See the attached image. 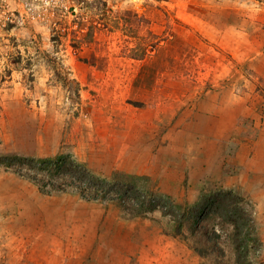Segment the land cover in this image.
I'll return each mask as SVG.
<instances>
[{
  "label": "rangeland",
  "instance_id": "1",
  "mask_svg": "<svg viewBox=\"0 0 264 264\" xmlns=\"http://www.w3.org/2000/svg\"><path fill=\"white\" fill-rule=\"evenodd\" d=\"M151 9L163 18L154 20L156 25L145 17ZM88 26L96 27L92 40L80 41ZM142 48L147 49L143 59L149 54L145 61L130 57V50L140 55ZM141 91L150 93L148 102L136 103ZM194 98L203 107L194 105ZM190 102L196 117L188 116L193 123L185 134L200 133L203 145L211 140L203 130L215 122L217 106L222 123L238 116L241 143L224 149L222 176L173 197L164 186L185 171L190 148L180 141L166 149L160 164L180 161L178 169L147 175L146 160L124 152L111 131H119L120 119L132 117L166 123ZM250 111L255 117L264 112V0H0V155L69 154L98 177L110 181L122 175L169 197L178 209L193 205L203 192H234L256 228L258 248L248 264H264V124L252 121ZM246 143L248 153L241 147ZM20 183L21 194L31 201L19 205ZM21 205V211L35 210L39 218L21 216ZM79 230L86 245L118 248L125 238L134 248L128 264H235L221 231L225 256L202 259L191 242L169 236L173 224L159 211L132 217L116 203L83 201L73 189L42 194L27 179L0 168V264L60 261ZM104 231L106 239L99 236ZM90 258L72 264H89Z\"/></svg>",
  "mask_w": 264,
  "mask_h": 264
},
{
  "label": "trees",
  "instance_id": "2",
  "mask_svg": "<svg viewBox=\"0 0 264 264\" xmlns=\"http://www.w3.org/2000/svg\"><path fill=\"white\" fill-rule=\"evenodd\" d=\"M142 19L145 22V18ZM125 21L130 20L125 18ZM95 28L88 26L80 41L92 40ZM138 53L136 49L129 52L132 59H143L146 50L142 48L141 54ZM0 168L27 179L42 194L73 189L83 201L116 203L132 217L159 211L173 224L169 236L191 242L192 249L202 259L225 256L220 245L222 233L230 245L235 264H248L251 252L258 248L253 219L244 208L242 198L231 191L203 192L193 205L178 209L169 197L143 190L132 179L119 174H114L110 181L98 177L69 154L44 159L0 155Z\"/></svg>",
  "mask_w": 264,
  "mask_h": 264
},
{
  "label": "crops",
  "instance_id": "3",
  "mask_svg": "<svg viewBox=\"0 0 264 264\" xmlns=\"http://www.w3.org/2000/svg\"><path fill=\"white\" fill-rule=\"evenodd\" d=\"M151 12L152 13H150L148 16H145V17L148 18L152 22V24H154V20L159 22V20L163 19L159 11H157L156 9H151ZM146 53H147V49H146ZM148 55L143 59V61H145L146 58H148ZM138 95H140L141 98H137L136 103L137 102L146 103L149 101L150 93H147L146 91L144 92L141 91V93H139ZM193 101H195V103H193L194 105H199V107L200 106L203 107V105H200L202 101H199V100L196 101L195 98L193 99ZM191 104H192L191 102L189 103L188 106L187 104H183V106H185L186 108H184L182 112H176V114H173L172 119L167 120L166 123L164 122L162 123L161 121L155 118L149 121L148 119L149 117L143 118V120H140L137 117H132V118H129L132 120L120 119L119 120V123H120L119 131L118 132L116 130L111 131L112 139L115 137L119 138V142L124 152H127L130 150L134 154L139 155V158L142 157L143 160H146L144 162V166H145L147 175H153V173H155V170L160 171L159 170L160 168L167 169V170H174V171L178 169L177 165L180 163V161L176 165L170 164L169 166H167L166 164L168 160L164 164H160V162L164 158H166L162 155V154H165L163 151H165L166 149L169 150L170 148H173L174 145L176 146L177 144L179 146L180 141L184 142L183 144L187 145V147L190 148V151H188L190 152V154L185 159L186 167L183 168L185 169L186 172L185 171L182 173L176 172L175 179H171L169 177L172 180V182L170 183L171 185L164 186L166 190L165 193L173 197L181 196L184 190H186L183 193V197H184V194L190 193L192 191L191 188L198 186L200 182L202 183L204 181H207L209 180L210 177L215 176L216 179H218L219 176H222L223 158L225 154L224 149L227 148L229 144L237 145L240 142V139H239L240 136L237 130L238 116H234V117L231 116V118H229L230 120L227 121V123L224 120L222 123L223 118H221V114L219 115L221 109L217 108V106H215L214 108L216 111V116H217L214 119L215 122L210 124L209 126L210 129L205 128L203 130V131H207V134L209 137H213L211 138V140H209L206 144L203 145L200 141H198V139H201L202 137L200 133L196 138L195 137L191 138V135L185 134V130L187 129V127L189 125L191 126V123H193L191 122V119L188 120V116L194 115V117H196L194 114V110H192L194 109V106H192ZM220 104H221V101H220ZM231 104H232L231 105L232 107H235L237 105V103L234 101H232ZM177 114H178V117L175 120ZM199 114H200V111H199ZM181 119L182 121H180ZM250 119L254 122H257V120L259 119V121L263 125L264 124V112L262 113L260 117L259 116L255 117L250 111ZM127 124H129V126L127 127L129 129H125L126 127L124 125H127ZM163 125H166L167 129ZM176 127H179L181 131L177 129ZM218 127L220 128V131H218L219 129ZM225 128H226L225 133H224L225 136L223 135L219 136L221 135L220 133H223L222 130ZM263 128H264V125H263ZM165 129L166 131L164 132ZM123 131L126 133L124 134ZM177 133L179 134V136ZM217 136L219 137L217 138V140H215ZM184 137L187 138V140ZM109 138H110V134L104 137V140L105 139L107 140ZM156 139L158 142H154V140ZM191 139L196 140V142L191 141ZM263 139L264 137L262 138V140ZM149 144L152 145L151 149H149V146H150ZM241 147L242 148L244 147V149L245 148L247 149L243 152L245 153L249 152V147L247 143L243 145L241 144ZM149 150H152L153 153L154 152L156 153V155H154V158L151 155L152 153L149 152ZM252 150H253V147H250V152ZM105 153L107 152H104L103 154ZM123 154L126 155L127 153H123ZM190 157L192 158L193 162H194V159L195 160L197 159L198 164H188V162L190 163V160H191V159L189 160ZM184 178L185 179L187 178V183L185 186H183V183H182ZM217 181H222V177ZM20 185L21 183L19 184V187H21ZM21 189L22 187L19 189L18 188L16 189L19 192L18 194L19 199L17 203L19 205L20 203L26 204V202L31 201L29 197L23 196L21 194ZM22 205L20 208L18 207L19 211H17V213L21 212L22 214L21 216H24V217L28 213L31 215L33 213L36 215L35 218L37 219L39 218V213L35 210L21 211L20 209L22 208ZM11 213L14 214L15 210L14 212H11ZM83 235H84L83 233L80 234V230L77 231L76 233L77 239H76L75 245L72 246V243H70L67 245V247L64 246V254L60 255L61 260L59 261V258L58 260L53 258L50 261V263L52 264V261H53V264H72L73 261L84 259L88 255L89 256L92 255V258H90L89 264H128L129 261L132 260L130 257L133 256L134 248L132 250L130 246H127V242L125 238H123L122 245H118V248L116 247L114 248L113 245L101 246V245L94 244V243L93 244L90 243L89 245H86L84 244L85 239ZM108 235L109 234H107V232L105 231H104V234H99L100 238L102 239H106ZM80 237L82 240H80ZM36 241L37 239L35 240V243ZM80 241L82 242L80 243ZM35 250L38 252L40 248H36ZM137 253L139 254L140 251L136 250V254ZM136 254L133 258L135 257L138 258L137 256L138 254L137 255ZM23 258L25 262L26 255ZM60 262H63V263H60ZM19 264H20V260H19Z\"/></svg>",
  "mask_w": 264,
  "mask_h": 264
}]
</instances>
